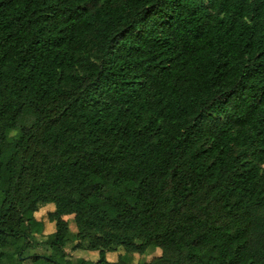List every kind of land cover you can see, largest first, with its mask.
Wrapping results in <instances>:
<instances>
[{
    "label": "trees",
    "instance_id": "obj_1",
    "mask_svg": "<svg viewBox=\"0 0 264 264\" xmlns=\"http://www.w3.org/2000/svg\"><path fill=\"white\" fill-rule=\"evenodd\" d=\"M151 246L264 264V0H0V264Z\"/></svg>",
    "mask_w": 264,
    "mask_h": 264
},
{
    "label": "rangeland",
    "instance_id": "obj_2",
    "mask_svg": "<svg viewBox=\"0 0 264 264\" xmlns=\"http://www.w3.org/2000/svg\"><path fill=\"white\" fill-rule=\"evenodd\" d=\"M51 207H52V205H49V204L45 205L42 208H40V210L37 212L36 216L40 219L45 220L44 234L36 236V239H35L33 246L29 247V249L26 250L24 255H31V254H35V253L50 255L52 253V251L48 247L45 246V244L47 243V240H48L47 235L54 231V225L47 218V213L51 210ZM70 218L72 219V217H70ZM70 227H71V233L70 234H74L77 231V227H76V224L73 220L70 221ZM36 240L38 241V243H40L39 245H38V243H36ZM66 250L68 252L72 251V243L67 245ZM109 252H111V251H109ZM113 252H119V256L124 257L128 263L145 264V262L147 260L151 261L156 255L161 254V249L158 247H155V246H151L146 251V253L143 255H140L137 253L128 254V253H126V251L124 249L122 251V248H119L118 250L113 251ZM91 253H93V252L88 251V250H81V251L73 252V255L75 257L90 256L92 258ZM94 259H97V255L94 257ZM23 264H53V263H50L47 260H41L39 262H34L31 258H26L23 260Z\"/></svg>",
    "mask_w": 264,
    "mask_h": 264
},
{
    "label": "crops",
    "instance_id": "obj_3",
    "mask_svg": "<svg viewBox=\"0 0 264 264\" xmlns=\"http://www.w3.org/2000/svg\"><path fill=\"white\" fill-rule=\"evenodd\" d=\"M53 224V223H52ZM122 251H123V248H122ZM93 253H91V255H92V259H94V257L97 255V259H98V257H99V252H97V251H92ZM158 255H160V254H158ZM107 258L109 259V260H111V261H116V260H118V258H119V252H113V251H111V252H107ZM97 259H94V260H97ZM147 262H149V260H147L145 263H147Z\"/></svg>",
    "mask_w": 264,
    "mask_h": 264
}]
</instances>
